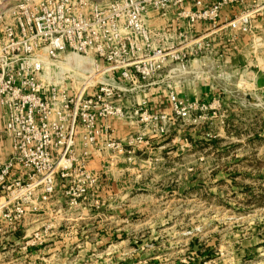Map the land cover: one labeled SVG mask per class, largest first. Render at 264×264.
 <instances>
[{"label": "built area", "instance_id": "2783aa9c", "mask_svg": "<svg viewBox=\"0 0 264 264\" xmlns=\"http://www.w3.org/2000/svg\"><path fill=\"white\" fill-rule=\"evenodd\" d=\"M256 18L264 28V0H9L0 10V252L19 238L10 250L22 255L8 261L46 242L28 220L60 189L72 206L98 202L94 159L131 154L173 120L200 118V101L178 94L174 78L218 53L219 31L254 34ZM67 57L92 58L96 77L77 86L58 68ZM161 85L170 111L146 95ZM117 123L128 132L117 136Z\"/></svg>", "mask_w": 264, "mask_h": 264}, {"label": "rangeland", "instance_id": "374dc122", "mask_svg": "<svg viewBox=\"0 0 264 264\" xmlns=\"http://www.w3.org/2000/svg\"><path fill=\"white\" fill-rule=\"evenodd\" d=\"M8 1L0 0V10ZM255 23L252 35L219 31L218 53L192 58L174 78L178 94L200 101V118L173 120L165 135L148 134L149 143L131 154L94 159L103 182L98 202L72 206L60 189L56 204L30 216L27 227L46 242L28 259L264 264V28L260 18ZM160 106L170 111L167 102ZM117 127V136L128 132ZM46 246L57 248L50 262L40 251ZM11 255L1 252L0 264Z\"/></svg>", "mask_w": 264, "mask_h": 264}, {"label": "crops", "instance_id": "0c3cea01", "mask_svg": "<svg viewBox=\"0 0 264 264\" xmlns=\"http://www.w3.org/2000/svg\"><path fill=\"white\" fill-rule=\"evenodd\" d=\"M202 28H200V26H198V31H200ZM192 72V71H191ZM195 72H199V71H195ZM149 98H150V101L154 104H156L157 106L160 107V109H164L162 106L160 105H163V103H168V99H167V94H166V90H162L161 87L160 88H154L150 91L149 93ZM169 105V104H168ZM121 124L120 123H117V126ZM17 247V246H16ZM7 248V250H5L9 255L13 254L12 251L10 250V248H13L12 245H9ZM34 248H31L29 250V254L31 251L33 252H36L35 250H33ZM56 250L57 248H52V246H46L45 249L43 250V248L40 249V251H43L42 253H46V254H49L50 256L48 257V262H50L51 259L54 258L55 254H56ZM1 253V252H0ZM27 254L26 256L22 257L20 262L18 261L17 263H11L9 261H5L4 263L1 262V264H39L38 261H33L30 257V259H28V255ZM3 257H7V256H3ZM10 260V257L8 258ZM27 259L29 260L28 263H27ZM30 260L32 263H30ZM55 260L53 259V262H50L51 264L54 263Z\"/></svg>", "mask_w": 264, "mask_h": 264}, {"label": "bare ground", "instance_id": "6f19581e", "mask_svg": "<svg viewBox=\"0 0 264 264\" xmlns=\"http://www.w3.org/2000/svg\"><path fill=\"white\" fill-rule=\"evenodd\" d=\"M67 62L68 66H64V63L61 62L58 65V68L62 71H68L72 77H75V84L77 86L80 84L78 79H85L88 74L94 78L96 77L98 71L96 69L95 61L92 58L67 57ZM92 66L94 68H92ZM80 76L82 77L80 78Z\"/></svg>", "mask_w": 264, "mask_h": 264}, {"label": "water", "instance_id": "95a60500", "mask_svg": "<svg viewBox=\"0 0 264 264\" xmlns=\"http://www.w3.org/2000/svg\"><path fill=\"white\" fill-rule=\"evenodd\" d=\"M94 1H99V0H94Z\"/></svg>", "mask_w": 264, "mask_h": 264}]
</instances>
